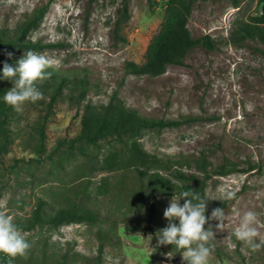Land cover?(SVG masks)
Masks as SVG:
<instances>
[{"label": "rangeland", "instance_id": "374dc122", "mask_svg": "<svg viewBox=\"0 0 264 264\" xmlns=\"http://www.w3.org/2000/svg\"><path fill=\"white\" fill-rule=\"evenodd\" d=\"M121 1L0 0V26L13 30L43 12L27 38L43 41V49L34 51L51 59L53 66L87 74L93 85L89 99L107 102L116 92L126 105L142 114L176 120L172 126L144 133L142 142L150 152L160 156L205 152L215 164L230 160L240 168L252 164L251 170L214 175L208 181L205 229L215 233L209 241L213 251L208 264H264V245L252 251L232 234L238 217L250 210L257 214L260 238H264V41H243L236 33L240 23L261 13V4L258 0H243L240 7L230 0L197 2L190 29L195 37L210 34L216 48L198 46L183 65L171 64L164 74L150 76L128 73L126 67L128 62L145 61L168 0H130L131 17L117 32ZM39 101L21 105L15 140L0 162V213L14 222L19 215L31 214L40 200L58 208L66 196H72L95 209L100 218L94 223L20 229L31 247L26 256L15 258L16 263L187 264L182 254L177 258L172 252L175 256L170 260L162 255L169 251L165 245L158 246L156 235L168 225L164 210L174 195L180 198L179 193L156 197L147 191L143 225L135 227L130 218L142 200L134 197L136 186L131 182L132 187L119 183L124 172L112 174L114 188L109 194L97 195L96 185L109 172L90 171L83 157L56 164L32 159L34 153L24 140L41 113ZM53 113L47 125L49 149L81 130L77 106L60 103ZM82 175L88 178H75ZM86 185L87 190L77 195L76 191ZM230 190L235 191V199L220 200L222 192ZM180 202L184 203L183 198ZM152 203L156 208L149 225ZM215 208H223L228 217L223 230L216 227L218 220L211 219Z\"/></svg>", "mask_w": 264, "mask_h": 264}, {"label": "trees", "instance_id": "16d2710c", "mask_svg": "<svg viewBox=\"0 0 264 264\" xmlns=\"http://www.w3.org/2000/svg\"><path fill=\"white\" fill-rule=\"evenodd\" d=\"M97 0H89L95 2ZM199 1L207 0H168L164 20L157 33L152 37L143 63L128 62V73L139 75L159 76L164 74L169 65H183L188 54L196 47L203 46L208 50L216 48V41L210 35L195 37L190 29L189 21L194 7ZM216 1V0H214ZM240 7L243 0H230ZM262 6L260 14L252 15L249 20L239 24L237 37L243 41L247 38L264 41V0H258ZM118 16L115 21L117 32L130 17V0H122L118 7ZM43 12L36 13L27 21L13 30L0 26V162L10 151L15 140L14 127L21 120L20 111L3 101V96L13 86L11 80L2 78L5 62L17 66V61L28 50L43 49L42 40L27 38L31 30L37 25ZM13 53L9 58L7 53ZM46 73L50 78L37 80L34 87L43 93L38 108L41 113L27 131L25 142L34 153L33 160L42 162L51 160L53 164L63 162L67 158L83 157L90 171L100 170L109 172L102 176L101 182L96 185L97 195L109 194L114 188L112 174L119 171L124 176L119 180L122 187L135 185L133 194L142 200L137 213L130 218V224L142 226L145 199L147 191L158 195H171L182 191H195L206 198L208 181L214 175H226L242 169L234 161H225L215 164L205 152L193 156H160L150 152L142 142V137L148 129H162L178 123L176 120L149 117L136 108L126 105L118 93H113L107 102L95 103L88 98L93 85L90 78L82 70L60 69L49 67ZM92 85V86H91ZM69 89L68 92H65ZM60 103L78 107L81 114V130L73 138L61 139L57 145L48 148L47 125L49 124L55 106ZM105 142V143H103ZM99 150L97 155L96 150ZM187 168L191 169L187 171ZM193 169V170H192ZM33 173V171H32ZM77 180L87 179V175L76 176ZM128 182H131L129 184ZM131 185V187L133 186ZM88 185L76 191L80 195L87 190ZM184 202V198H183ZM156 204L149 206V225L153 219ZM100 213L82 201L66 196L63 204L53 207L46 200H40L29 215H19L14 221L19 229L33 230L39 226L59 227L72 222H96ZM149 229L152 227L149 226ZM103 245V244H102ZM164 246L178 258L181 250L173 245ZM102 247V246H101ZM7 257L0 253V264H7ZM13 264H17L15 259Z\"/></svg>", "mask_w": 264, "mask_h": 264}, {"label": "clouds", "instance_id": "9594fccd", "mask_svg": "<svg viewBox=\"0 0 264 264\" xmlns=\"http://www.w3.org/2000/svg\"><path fill=\"white\" fill-rule=\"evenodd\" d=\"M7 55L11 58L13 53L9 52ZM49 67H53V61L33 50L24 52L18 59L17 66L5 62L2 78L11 80L13 86L3 96V101L16 111H21L24 102L35 103L43 99V93L38 91L34 84L37 80L50 78L51 73L45 71ZM235 197V191L230 190L222 192L220 200H233ZM181 198H184L183 204L180 202ZM208 200L195 191H182L179 199L174 195L164 210V217L169 223L156 233L158 246L173 245L181 250L183 261L187 264H208L213 251L209 241L215 235L210 228L205 229L209 219L205 215ZM211 219L218 220L219 224L216 227L223 230L228 217L223 208H215L211 213ZM257 225V214L254 211H246L238 217L237 226L232 234L243 245L256 251L264 245V238H260ZM30 247V243L14 224L12 217L0 213V253L9 257L7 264H13L17 256H26ZM162 255L169 260L175 256L172 251Z\"/></svg>", "mask_w": 264, "mask_h": 264}]
</instances>
